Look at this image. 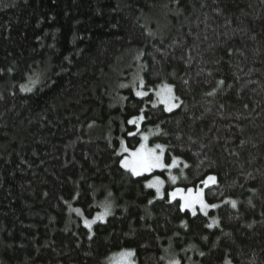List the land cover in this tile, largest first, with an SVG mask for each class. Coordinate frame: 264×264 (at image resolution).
Segmentation results:
<instances>
[{"label": "trees", "instance_id": "obj_1", "mask_svg": "<svg viewBox=\"0 0 264 264\" xmlns=\"http://www.w3.org/2000/svg\"><path fill=\"white\" fill-rule=\"evenodd\" d=\"M168 86L172 111L156 95ZM149 135L179 158L175 183L121 166V143ZM209 175L207 216L146 186ZM126 250L134 264H264V0H0V264Z\"/></svg>", "mask_w": 264, "mask_h": 264}, {"label": "snow or ice", "instance_id": "obj_2", "mask_svg": "<svg viewBox=\"0 0 264 264\" xmlns=\"http://www.w3.org/2000/svg\"><path fill=\"white\" fill-rule=\"evenodd\" d=\"M33 84H35V81H32ZM220 83H223L221 81ZM141 85H143V81H141ZM25 91H31V88L25 87ZM167 93L169 94L167 98L164 100L166 104H168V111H171L173 108H178L180 105L178 103H175L174 101L179 100L178 97H176L174 94H172V88L171 86H168L166 89ZM137 96H145L147 95L146 92H137ZM144 119V116L141 114L139 116L133 117L128 121L129 124L135 125L137 129L139 128V122ZM128 135L134 136L136 135L135 132H129ZM143 139L147 141L148 137L144 136ZM121 149L122 153H129L127 157H125L121 163L122 166L129 170L134 176H142L145 173H151L152 171L156 169L165 170V169H172L179 167L180 161L177 157L171 158V163H165L164 161V146L157 144L154 148H149L147 144L142 143L140 147L136 150H131L127 147L126 144L121 143ZM159 149V152L157 151ZM185 167L188 165L185 164ZM170 179L173 183L176 182L177 177L170 175ZM217 182V177L209 175L206 179L202 180L201 183L207 187L210 183L215 184ZM164 184V180H162L159 176L154 177L151 181L147 183L148 188H155L157 196L159 198H163V192L161 191V188ZM169 196L171 197V200H176L177 197H179L180 201L183 203L180 205V208L182 211L184 210H190L191 214L195 216L197 214V207L199 210L203 213V215H208L209 209H215L219 207L217 204H209L204 199V191L202 188L197 189L195 192L193 189L189 188L187 190L183 188H177L175 191H172L169 193ZM149 203H152V201H149ZM232 207H236V201H230ZM73 211L77 212L78 214H81V210L76 208L73 209ZM110 214V207L105 206V212L102 215H98L95 220H84L85 227L91 229L92 225L96 222V220H103L107 215ZM218 221L213 220L211 224H208L207 227L211 228L214 225H217ZM184 226L187 227L186 222L184 223ZM121 257L125 258L127 260V264H134V262L131 260V257L135 255L134 250H126L125 252L120 253ZM201 255H204V253H201ZM169 264H180L178 260H172L169 261ZM226 264H230V261H227Z\"/></svg>", "mask_w": 264, "mask_h": 264}, {"label": "rangeland", "instance_id": "obj_3", "mask_svg": "<svg viewBox=\"0 0 264 264\" xmlns=\"http://www.w3.org/2000/svg\"><path fill=\"white\" fill-rule=\"evenodd\" d=\"M166 89H167V87H162V88H160L159 89V91L157 92V98H158V100H159V102L161 103V104H163L164 106H165V108L166 109H168V104H166L165 102H164V100L167 98V96L169 95L168 93H167V91H166ZM172 94H173V91H172ZM175 103H177L176 101H174ZM174 109H176V108H173L172 110H174ZM171 110V111H172ZM141 125H140V123H139V127H140ZM143 137L144 136H142V140H141V143H140V145L142 144V143H144V144H147V146L149 147V148H154L155 147V145H157V144H154V145H152L151 143H150V141H151V136L149 135V136H147L148 137V139H147V141H145L144 139H143ZM140 145H139V147H140ZM161 145V144H160ZM138 147V148H139ZM137 148V149H138ZM157 151L159 152V149H157ZM129 155V153H127L126 154V156L125 157H127ZM124 157V158H125ZM123 158V159H124ZM122 159V160H123ZM164 161H165V149H164ZM121 166H122V163H121ZM123 167V166H122ZM123 169H125L124 167H123ZM175 169V168H174ZM173 168L172 169H165V170H167L168 172H167V174H168V178H169V181L170 182H172L171 181V179H170V175H172V176H175L174 175V173H173V170H174ZM126 171H128V172H130L129 170H127V169H125ZM155 171H163V170H160V169H156V170H154V171H152L151 173H145L144 175H148V174H152L153 172H155ZM131 173V172H130ZM132 174V173H131ZM133 175V174H132ZM134 176V175H133ZM211 185V183L208 185V186H210ZM207 186V187H208ZM207 187H205L204 185H202L201 187H199V188H197V189H200V188H202L203 189V191H204V199H205V190H206V188ZM178 188H181V187H178ZM154 190H155V188H153ZM165 181H164V184H163V186H162V188H161V191L163 192V198H167V199H169V200H171V197L169 196V193H171L172 191H175L177 188H175V189H172V190H170V191H167V192H165ZM183 189H185V188H183ZM191 189H193V188H191ZM197 189H193V191L195 192ZM185 190H187V189H185ZM156 191V190H155ZM167 193V194H166ZM176 200H180L179 199V197H177V199ZM172 201V200H171ZM206 201V200H205ZM181 202V204L183 203L182 201H180ZM218 208V207H217ZM217 208H215V209H209L208 210V215L210 214V212L211 211H215ZM190 211V210H189ZM191 212V211H190ZM197 214H203L200 210H199V208L197 207ZM94 225V224H93ZM92 225V226H93ZM131 260L133 261V259H132V257H131ZM109 264H127V260L125 259V258H123V257H121V255H117V256H115L114 257V259H112V261L109 263Z\"/></svg>", "mask_w": 264, "mask_h": 264}]
</instances>
